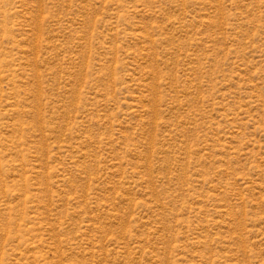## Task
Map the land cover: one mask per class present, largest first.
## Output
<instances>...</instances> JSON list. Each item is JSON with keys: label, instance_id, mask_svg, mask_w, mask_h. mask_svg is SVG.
<instances>
[{"label": "rangeland", "instance_id": "obj_1", "mask_svg": "<svg viewBox=\"0 0 264 264\" xmlns=\"http://www.w3.org/2000/svg\"><path fill=\"white\" fill-rule=\"evenodd\" d=\"M0 264H264V0H0Z\"/></svg>", "mask_w": 264, "mask_h": 264}]
</instances>
